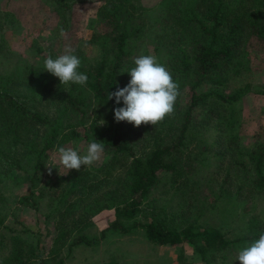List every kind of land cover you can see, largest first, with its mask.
Instances as JSON below:
<instances>
[{
	"label": "trees",
	"instance_id": "trees-1",
	"mask_svg": "<svg viewBox=\"0 0 264 264\" xmlns=\"http://www.w3.org/2000/svg\"><path fill=\"white\" fill-rule=\"evenodd\" d=\"M72 1L53 0L65 8ZM96 1L101 2V29L91 35L89 43L97 45L99 56L89 62L83 51L74 48L81 60L79 71L88 76L86 85L61 84L44 64L16 63L7 73L0 70V185L16 170L28 172L35 188L43 180V160L78 139L88 145L94 140L104 144L109 156L93 168L96 172H107L118 151L131 150L126 133L115 120L114 110L121 104L114 97L109 100L108 94L129 83L127 71L139 55H155L178 82L175 110L156 125L131 129L134 137L143 141L148 158L134 160L128 183L114 205L115 220L103 227L99 236L91 235L88 213L80 203L102 180L89 166L64 174L58 171L44 179L40 190L54 198L43 216L51 221L53 230L49 247L45 251L39 242L14 231L4 242L7 251L0 252V264H64L75 246L93 248L107 231L127 233L135 226L144 229L150 242L189 247L190 254L175 257L182 264H230L234 259L240 264L236 251L264 233V146L236 155L229 136L225 143L220 142L223 150L214 154L218 159L215 200L231 194L241 198L247 191L262 201L260 210L246 220L245 232L227 236L220 226L200 218L180 226L168 225L160 215L144 224L134 221L126 226L123 221L135 216L154 183L169 181L174 186L187 175L176 188L191 189L190 175L202 160L189 148L201 143L196 148L210 151L207 128L222 120L219 111L224 105L243 95L240 90L225 93L220 87L222 79L240 63L245 43L264 50V0H159L153 5L143 0ZM3 51L0 45V53ZM107 117H111V134ZM32 197V206L38 208Z\"/></svg>",
	"mask_w": 264,
	"mask_h": 264
},
{
	"label": "rangeland",
	"instance_id": "rangeland-1",
	"mask_svg": "<svg viewBox=\"0 0 264 264\" xmlns=\"http://www.w3.org/2000/svg\"><path fill=\"white\" fill-rule=\"evenodd\" d=\"M157 1L143 0L147 5ZM100 5L101 2L96 0H73L68 8L58 7L53 0H0V45L4 47L3 53H0V70L7 73L16 63L40 66L47 56L54 58L63 54L67 45L80 49L86 60L93 62L98 58L99 50L96 44L89 43V39L101 29L102 21L98 17ZM61 28L65 30L64 36L60 35ZM243 47L240 63L222 79L220 86L225 93L240 90L243 95L239 100L224 105L219 111L222 120L207 128L209 131L206 134L211 139L208 142L212 144L210 151L196 148L201 143L189 148L202 160L190 175L188 188L191 189L183 186L182 189L176 188L187 175L179 178L174 186L169 185V181L154 183L135 216L124 220V225L131 226L134 221L144 224L160 215L168 225L176 226L194 222L197 218L205 219L203 222L220 226L227 236L247 230L246 220L260 210L262 201L248 195L247 191L241 198L231 194L224 196L222 201L215 200L218 191L215 166L218 159L214 155L223 150L220 142L225 143V138L229 136L236 146V155L257 151L264 146V50L251 42ZM120 104L124 106L122 100ZM108 119L111 134V117ZM116 123L126 133L131 150L118 151L113 156V165L105 173L93 170L109 156L105 152L99 161L89 166L102 182L80 203V208L88 213L91 235L95 236H99L101 229L115 220L114 205L128 183L134 160L145 161L148 158L142 147L143 141L134 137L131 131L134 125L127 121ZM87 146L84 140L78 139L69 147L83 155ZM58 171L61 174L68 172L58 163V152L54 151L43 160V180L35 188L31 186L28 172L14 170L1 182L3 200L0 201V219L3 223L0 225V252L5 254L7 248L4 242L14 231L31 242H39L47 250L53 230L51 221H45L43 216L49 205H53L54 198L40 190L44 179ZM31 197L39 203L38 208L32 206ZM24 228L30 230L24 231ZM189 251L187 246L170 247L150 242L144 229L135 226L127 233L107 231L105 238L93 248L75 246L65 257L64 264H182L175 260L176 255L190 254ZM237 254L236 251L235 258ZM229 263L236 264L235 259L229 260ZM192 264L200 263L193 261Z\"/></svg>",
	"mask_w": 264,
	"mask_h": 264
},
{
	"label": "clouds",
	"instance_id": "clouds-1",
	"mask_svg": "<svg viewBox=\"0 0 264 264\" xmlns=\"http://www.w3.org/2000/svg\"><path fill=\"white\" fill-rule=\"evenodd\" d=\"M60 35L65 30L60 29ZM75 49L67 45L64 53L44 60V67L53 76L58 77L61 84L86 85L88 76L79 71L80 58L74 54ZM134 67L129 83L115 92H109L108 99L115 98L117 104L123 101V107L114 110L117 122L127 121L139 127L141 124L156 125L166 116L173 114L175 103L180 96L179 84L173 79L168 67L161 63L155 55H139L134 58ZM104 144L94 140L81 155L72 147H59L58 163L67 170H80L81 166H91L99 161L104 153ZM49 167V172H51ZM236 260L240 264H264V233L238 251Z\"/></svg>",
	"mask_w": 264,
	"mask_h": 264
}]
</instances>
